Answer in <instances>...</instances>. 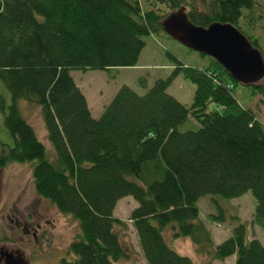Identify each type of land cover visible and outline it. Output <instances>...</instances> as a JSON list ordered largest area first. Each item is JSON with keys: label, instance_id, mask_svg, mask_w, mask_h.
<instances>
[{"label": "trees", "instance_id": "1", "mask_svg": "<svg viewBox=\"0 0 264 264\" xmlns=\"http://www.w3.org/2000/svg\"><path fill=\"white\" fill-rule=\"evenodd\" d=\"M180 6L194 25L230 23L257 47L243 29L252 26L255 0H0V80L10 95L7 102L0 92V113L13 138L12 145L0 141V168L33 162L37 195L76 221L69 257L58 264L127 257L119 235L125 222L112 214L123 196L136 202L128 219L145 264H193L167 245L164 227L218 261L234 255V264H264V246L248 239L243 222L212 243L197 206L204 195L229 199L250 191L252 220L264 230V127L237 93L247 88L264 103V77L241 85L209 56L189 66L166 51V77L149 86L139 78L140 91L120 85L92 117L70 75L135 65L144 37L170 38L160 21ZM177 75L194 84L188 107L166 91ZM208 101L221 111L206 110ZM22 102L39 108L48 149ZM187 118L193 127L180 130ZM211 202L216 213L207 219L222 222V207Z\"/></svg>", "mask_w": 264, "mask_h": 264}, {"label": "rangeland", "instance_id": "2", "mask_svg": "<svg viewBox=\"0 0 264 264\" xmlns=\"http://www.w3.org/2000/svg\"><path fill=\"white\" fill-rule=\"evenodd\" d=\"M165 10L163 8L159 12L163 13ZM252 13V26L249 29L246 24V28L243 29L245 33L256 39L257 48L264 61V0H255ZM144 42L133 66L120 67L111 73L103 70H71L70 75L82 94L90 115L91 113L98 115L120 85L125 84L140 91L139 78H145L149 86L155 78L166 77L172 69L166 51L189 66H202L206 62V57L187 49L171 38L146 36ZM166 91L188 107L192 100L194 84L182 75H177ZM237 91L241 105L250 107L264 127V103L259 96H250L248 89L243 87L237 88ZM0 92L5 96L6 101L10 102L9 92L1 80ZM221 109V106L212 101L206 103V110L221 111ZM21 110L23 116L33 126L38 138L48 149L50 144L39 108L22 102ZM192 123L194 122L187 118L179 129H189L193 127ZM0 141L13 144V138L4 126L2 113H0ZM32 164L33 162H10L0 168V248L2 251L12 250L14 257L20 256L26 264H58L60 258L68 259L67 247L77 235L78 226L71 216L58 212L53 204L37 195L32 183ZM211 198L224 211L222 222H210L207 219L208 214L216 213ZM254 204L255 200L250 191L229 199L217 195H204L197 201L198 217L204 222L214 244L227 237L232 226L239 221L246 225L248 239L256 238L264 246V230L252 220ZM134 206L136 202L132 197L123 196L115 202L112 210L113 216L124 221L126 225L119 235L128 254L117 264H145L131 221L128 219L129 212ZM39 217H41L40 224L44 228L39 234L42 232L44 235H39L37 240L31 235L26 236L13 222L16 218L27 219L32 225ZM45 219L49 222L45 223ZM163 237L172 250L187 256L193 264H234V255L218 261L208 253H198L188 237H173L168 227L163 228ZM2 259L4 260V257Z\"/></svg>", "mask_w": 264, "mask_h": 264}, {"label": "water", "instance_id": "3", "mask_svg": "<svg viewBox=\"0 0 264 264\" xmlns=\"http://www.w3.org/2000/svg\"><path fill=\"white\" fill-rule=\"evenodd\" d=\"M160 27L168 37L187 49L213 58L241 85L255 83L264 77L261 52L230 23L212 22L206 27L194 25L180 6L161 19ZM17 262L23 264V259L17 256Z\"/></svg>", "mask_w": 264, "mask_h": 264}, {"label": "flooded vegetation", "instance_id": "4", "mask_svg": "<svg viewBox=\"0 0 264 264\" xmlns=\"http://www.w3.org/2000/svg\"><path fill=\"white\" fill-rule=\"evenodd\" d=\"M37 222L35 224H30L27 219H19L16 218L13 220L15 223L16 227L20 228L21 231L26 235V236H32L34 240H37V237L42 234V232L39 234L40 231L44 230L42 225L40 224L41 217L37 218ZM45 223H48L49 220H44ZM10 255V256H9ZM4 257V260L2 259ZM60 260V259H59ZM0 264H18L16 256L14 257L12 250L11 251H2V248H0ZM23 264H26V261L23 262Z\"/></svg>", "mask_w": 264, "mask_h": 264}, {"label": "crops", "instance_id": "5", "mask_svg": "<svg viewBox=\"0 0 264 264\" xmlns=\"http://www.w3.org/2000/svg\"><path fill=\"white\" fill-rule=\"evenodd\" d=\"M104 105H105V104H104ZM104 105H103V106H104ZM89 108H90V107H89ZM101 111H102V110H100V112H101ZM100 112L98 113V115L100 114ZM93 114H94V115H93ZM96 114H97V113H96ZM96 114H95V113H91V116H92V117H97L98 115H96Z\"/></svg>", "mask_w": 264, "mask_h": 264}]
</instances>
